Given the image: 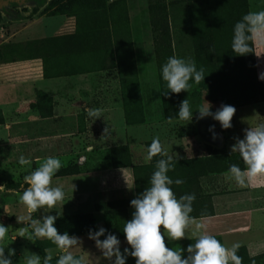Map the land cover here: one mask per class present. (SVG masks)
I'll return each mask as SVG.
<instances>
[{
	"label": "rangeland",
	"instance_id": "1",
	"mask_svg": "<svg viewBox=\"0 0 264 264\" xmlns=\"http://www.w3.org/2000/svg\"><path fill=\"white\" fill-rule=\"evenodd\" d=\"M117 1L124 3L115 5L109 14L107 7ZM90 2L99 9L86 7ZM261 2L264 9V0ZM244 14V0H0V103L4 107L0 106V142L6 143L0 144V185L7 189L0 191V223L13 230L8 234L9 247L16 253L12 262L20 259L25 249L42 255L44 249L54 245L47 239L30 242L14 232L24 226L17 222V216L26 214L19 200L28 187L23 179L27 173L18 162L20 156L30 159L33 169L42 161L34 160L38 157L56 156L65 161L67 166L55 177L85 167L124 164L129 157L127 147L95 149L91 153L83 149H43L46 144L42 146L35 141L36 135L25 132L17 108L22 97H29L34 98L32 110L43 109L50 114L52 89L45 86L46 92L39 88L41 84L21 83L17 79L21 66L39 60L40 77L44 79L93 73L87 78L95 81L94 95L106 93L104 99L111 101L121 98L124 119L130 124L144 122L149 114L151 120H158L164 117L165 108L175 115L186 98L194 111L196 99L203 93L229 97L227 105L247 102L263 92L254 53L240 57L231 51L233 27ZM155 36L161 38L158 55ZM173 55L193 59L198 69H205L206 77L198 85L193 83L189 93L164 96L168 89L160 68ZM1 113L7 117L6 126ZM155 114L158 117H153ZM106 116L108 112L103 111L101 119L90 120L98 128H109ZM26 139L31 141L22 142ZM87 163L92 164L87 167ZM68 224L88 229L87 222L76 219Z\"/></svg>",
	"mask_w": 264,
	"mask_h": 264
},
{
	"label": "crops",
	"instance_id": "2",
	"mask_svg": "<svg viewBox=\"0 0 264 264\" xmlns=\"http://www.w3.org/2000/svg\"><path fill=\"white\" fill-rule=\"evenodd\" d=\"M261 1L247 0L248 11L262 9ZM253 46L255 68L259 77V74L264 72V48ZM21 70L17 78L21 83L27 86L41 84L39 88L46 92L48 89L45 86H51L52 89L50 114L43 109L32 110L30 105L34 98L29 97H22L17 108L19 122L25 124V132L36 135L35 141L42 143V146L46 144L43 149H83L85 153H91L95 149L127 147L129 154L128 164L122 167L113 168L111 164L100 168L85 167V170L77 174L54 177V185H63L68 194L65 204H58L49 213L46 209L38 211L33 214L34 217L40 218L44 214L58 217L90 215L94 231L99 227L105 228V236L111 233L120 240L121 252L125 248L131 251L122 230L124 222L132 219L134 209L130 206L131 200L142 193L154 171L155 161L146 164L144 156L147 145L152 142L153 137L159 136L161 142L169 148L170 154L177 156L175 170L169 173L173 179L184 180L180 186L173 185L177 197L195 194L192 215L199 218L203 212L212 217L210 221H201L206 224L209 234L228 247L239 242L240 250L249 260H253L255 264H263L264 179L253 181L247 187H240L225 173L234 163L244 167L239 154L232 153L231 147L236 142L235 138H244V131L249 126L264 123V99L252 104L234 106L236 113L232 120L233 126L228 130H223L219 122L211 117L196 119L199 115L195 112L197 109L193 111L192 123L187 125L179 121L178 117L171 125L166 122L165 117L151 120L149 113L148 119L144 117V122L126 124L121 98L111 101L104 99L106 93L94 95L95 81L87 78L93 73L44 79L40 77L39 60L26 62L21 66ZM259 81L264 83L260 79ZM230 100L226 97V102ZM196 101L197 108L207 101L212 106L213 113L224 103L221 96L204 93L198 96ZM96 102L102 105L97 106ZM105 102L109 103L108 106L104 105ZM0 106L4 108L1 103ZM85 108H101L108 112L106 126L109 128L105 136V128L96 127L95 122L87 116ZM1 116L6 126L8 120L5 113H1ZM153 117L158 116L155 114ZM79 118L83 120L78 121ZM100 123L102 125V122ZM213 125L214 134L217 136L215 140L212 138L213 132L209 131ZM3 134L5 135L4 129ZM29 141L31 140L26 139L22 142ZM45 157L48 156L34 160L38 162ZM81 160L85 161L86 157ZM90 164L87 163L86 166ZM117 205L122 207L117 208ZM74 236L82 240V249L73 250L75 255L84 256L88 264H110L96 248L95 242L88 238L89 233ZM104 238L101 237V240ZM165 239L168 247L180 246L185 250L194 242L188 239ZM50 249L53 260H56L60 254L59 250L55 245ZM19 261L20 259L16 258L13 264H19ZM126 264H136L135 259L128 256Z\"/></svg>",
	"mask_w": 264,
	"mask_h": 264
},
{
	"label": "clouds",
	"instance_id": "3",
	"mask_svg": "<svg viewBox=\"0 0 264 264\" xmlns=\"http://www.w3.org/2000/svg\"><path fill=\"white\" fill-rule=\"evenodd\" d=\"M253 45L264 48V9L248 11L233 27L231 51L235 56L244 57L255 53ZM160 73L168 89L162 93L164 96H168L169 93L176 95L182 92L189 93L193 83L198 85L204 82L206 77L205 69L203 67L198 69L193 59L179 58L176 55L167 58L161 65ZM258 78L264 81V72L260 73ZM211 107L205 101L195 111L199 114L196 119L211 117L219 122L223 130L232 128L236 108L223 104L213 113ZM84 110L87 116L95 121L102 117L101 108ZM176 117L186 125L192 123L194 112L189 98L181 101L178 113L175 116L170 114L166 122L171 125ZM214 127L213 125L209 128V131L213 132V140L217 139ZM107 133L108 128H105L103 136ZM235 139L231 152L239 154L244 167L231 164L225 175L234 179L238 186L247 187L253 181L264 179V123L249 126L244 131L243 139L238 137ZM154 157H159L155 161L154 171L142 193L131 200L130 206L134 209L132 219L124 222L122 230L131 251L125 248L121 252L120 240L111 233L105 236L107 231L105 228L89 230L88 238L95 242L103 258L110 264H126L128 256L133 257L136 264H243V257L238 254L241 247L239 242L233 243L231 247L225 246L215 236L209 234L206 224L201 222L210 221L212 217L203 212L199 218L192 215L195 194L177 197L173 185L180 186L184 180L173 179L169 175L175 170L177 156L170 154L169 148L161 142L159 136L153 137L147 147L144 162L149 164ZM18 162L27 173L23 179L28 187L19 197L26 214L17 216V222L24 225L14 231L19 234L17 237L30 242L36 239L50 241L60 252L55 264H88L84 256H77L73 251L82 249V240L67 232L61 234L55 227L57 215L44 214L40 218L33 215L45 209L49 213L58 204H65L68 194L63 185H54V177L67 166L66 162L58 157L48 156L34 169L32 161L24 156H20ZM6 190L5 186L0 185V191ZM10 231H13L11 227L0 223V264H13L12 257L16 253L9 247ZM101 237L105 238L101 240ZM166 237L172 241L188 239L194 242L190 243L186 250L180 246L170 248L167 246ZM52 261L50 248L44 249L43 256L25 249L19 264H52Z\"/></svg>",
	"mask_w": 264,
	"mask_h": 264
},
{
	"label": "trees",
	"instance_id": "4",
	"mask_svg": "<svg viewBox=\"0 0 264 264\" xmlns=\"http://www.w3.org/2000/svg\"><path fill=\"white\" fill-rule=\"evenodd\" d=\"M54 1H52L50 4L52 5V4H54L53 3ZM211 1H209V3H210ZM124 3V1H117V2H114V3H112V4H110L108 7H107V10H108V13L110 14L111 12H112V9L115 7V5H120V4H123ZM49 4V5H50ZM48 5V6H49ZM86 7H88L90 10H98L99 8H98V6H95L93 3L91 4V2L90 3H87V6ZM244 9H245V14L248 12V6H247V0H244ZM35 11V10H34ZM149 12L151 13L152 12V7H149ZM125 16H126V14H125ZM126 24H127V17H126ZM112 21H113V19H112ZM111 21V25H113L114 26V21L112 22ZM153 29V33H155L156 34V32H157V30L156 29H154V27L152 28ZM161 40V38H159V40H158V37L157 36H155L154 38H153V43H154V47H155V52H156V54L158 55L159 54V51H160V47H161V45H160V41ZM259 84V86L262 88V92H263V94L262 95H260L259 97H256V99H254V100H251V101H247V102H236L234 105H232V106H239V105H244V104H252V103H256V102H258L259 100H263L264 99V83H258ZM222 99H223V101L225 102V103H223V104H226V96H224L223 95V97H222ZM170 114H172L173 116H175L173 113H171L170 112V110L168 111V109L166 110V108H165V112H164V117L165 118H168L169 117V115ZM143 122V121H142ZM140 123V122H139ZM126 124H130L128 121H126ZM150 144H148L147 145V147L149 146ZM153 161H156L155 159H153ZM126 164H128V162H125L124 164H115V163H112L111 164V166L113 167V168H117V167H122V166H125ZM79 171V170H78ZM78 171H74V172H70V173H66V174H64V175H60V176H66V175H72V174H77L78 173ZM119 205H121V204H119ZM122 206H118L117 205V208H121ZM72 219H76L77 221H79V222H87L88 223V229L87 230H79V229H77V228H82V227H80V225H71V224H68V221L69 220H72ZM59 225H60V227H59ZM77 226H79V227H77ZM55 227L58 229V231L61 233V234H63L64 232H67L69 235H77V234H84V233H89V230L91 229V230H93V219L91 218V216L90 215H76V216H69V217H62V218H60V219H57L56 220V223H55ZM104 238V237H103ZM238 254L240 255V256H242L243 257V263H246V262H249V263H252V264H255L254 262H252L253 260H249L248 258H247V256H246V254L245 253H243V251H241L240 249H239V251H238ZM44 254H42L41 256H43ZM263 259H264V257H263ZM55 261V260H54ZM256 261H258V259H256Z\"/></svg>",
	"mask_w": 264,
	"mask_h": 264
}]
</instances>
